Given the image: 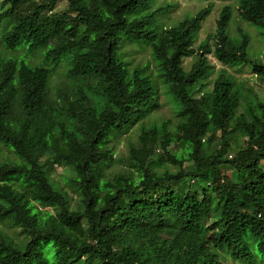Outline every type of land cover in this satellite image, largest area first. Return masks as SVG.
Masks as SVG:
<instances>
[{
	"label": "trees",
	"instance_id": "obj_1",
	"mask_svg": "<svg viewBox=\"0 0 264 264\" xmlns=\"http://www.w3.org/2000/svg\"><path fill=\"white\" fill-rule=\"evenodd\" d=\"M61 1L3 0L0 12V24L12 22L2 35L6 49H43L46 64L67 59L75 86L53 96L48 65L0 51V141L22 160L0 162V224L26 236L20 243L0 229V264L264 263V100L237 115L242 95L227 70L211 90L202 82L210 54L264 79L248 35L230 39L231 6L222 7L216 34L194 48L208 9L162 27L165 8L150 10L152 0H67L59 12ZM237 11L264 30V0H240ZM126 40L152 47L180 121L174 131L171 121L142 128L127 169L107 176L110 138L158 105L148 66L131 70L122 58ZM234 131L243 144L228 158ZM46 149L55 154L52 168L73 169L80 209L43 169ZM170 163L177 172L159 170Z\"/></svg>",
	"mask_w": 264,
	"mask_h": 264
},
{
	"label": "rangeland",
	"instance_id": "obj_2",
	"mask_svg": "<svg viewBox=\"0 0 264 264\" xmlns=\"http://www.w3.org/2000/svg\"><path fill=\"white\" fill-rule=\"evenodd\" d=\"M240 0H152L151 9L156 10L165 8V10L157 15V23L162 27H170L179 22L191 18L200 11L208 9L209 14L202 23L201 28L195 35L193 47L198 48L205 44L209 36L215 35L217 31V19L220 15L222 7L229 4L232 8V19L228 26V34L234 43H240L244 35H248L250 39L249 54L253 59L264 62V30L243 20L238 11L237 6ZM68 7V1L62 0L56 11H64ZM6 7L3 0H0V12ZM12 27L9 19H4L0 24V51L5 58L23 59L26 57L29 64H46L44 63V50L39 49L30 54L27 53L25 47L19 50L6 49L2 41V35ZM122 58L128 62L131 70L135 68H144L148 66L146 73L149 74L158 87V105L150 110L145 116L135 120L123 132H116L110 138L108 147L113 149L114 155L109 166L105 167L107 176H113L115 173L126 170V162L129 156L130 148L139 144V138L142 128H150L152 126H160L164 121H171L169 129L174 131L180 121L179 105L176 98L170 93L168 85L164 82L160 65L154 59L153 49L150 45L140 44L139 42L126 40L121 48ZM25 59V60H26ZM196 61V56L184 59L183 67L189 70ZM52 69L51 85L53 96L56 93L71 92L74 89V81L66 75L70 66L67 59H63L58 65L47 63ZM209 71L206 78L202 80L207 86V90H211L212 86L222 70H227L230 76L235 80L236 87L242 95L241 103L237 108V115L247 113V106L251 102L264 100V79L253 74L247 65H239L237 67H228L221 63L215 54L209 55ZM200 95V93H198ZM236 120V119H235ZM232 123H234V121ZM220 135V133H218ZM239 132L232 133L231 143L233 150L228 155L232 158L234 149L238 148L242 141L239 142ZM220 144L219 136L214 139L212 147ZM40 163L46 171L50 180L54 185L67 195V204L71 209H80L83 206L82 194L79 187L70 180L75 176L73 169L65 162L60 165L51 167V161L55 159V154L51 149H46L40 155ZM21 158L13 151L12 148L0 141V162H21ZM264 165V162H263ZM191 166V165H190ZM189 166V167H190ZM168 168L170 171L177 172L178 167L173 164H167L159 167L161 172ZM228 175L231 171L224 170ZM194 182V180L192 181ZM87 227V222H85ZM0 229L9 234L17 242L23 243L26 236L21 233L18 228H12L8 224H0ZM225 264H244L237 262L231 258H227ZM264 264V263H259Z\"/></svg>",
	"mask_w": 264,
	"mask_h": 264
}]
</instances>
